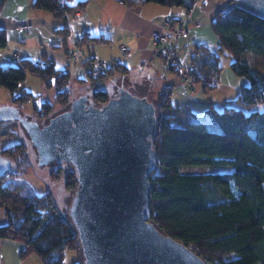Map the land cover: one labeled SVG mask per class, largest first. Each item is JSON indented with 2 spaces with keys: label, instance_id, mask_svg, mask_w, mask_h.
<instances>
[{
  "label": "trees",
  "instance_id": "1",
  "mask_svg": "<svg viewBox=\"0 0 264 264\" xmlns=\"http://www.w3.org/2000/svg\"><path fill=\"white\" fill-rule=\"evenodd\" d=\"M5 1L0 0V11ZM144 1L189 11L197 0ZM236 1L227 0L211 23L217 49L194 46L190 67L206 96L219 82L220 58L226 53L230 57L229 68L243 77L247 85L231 104L220 110L206 97L208 104L200 115L187 104L174 106L170 86L161 88L157 98L159 114L153 147L157 155L154 170L158 169L149 177L150 221L207 264H264V108H255L264 105V72L243 58L250 53L264 59V16L239 6ZM86 4V1L71 4L70 0H33L32 7L65 19L83 10ZM57 32L66 36L69 28L64 24ZM99 41L100 37L84 33L77 46L82 49ZM42 63L23 60L18 66L0 67V87L9 91L11 102L18 107L32 102V116L37 119L52 112V103L65 110L71 102L69 71L51 61ZM115 72L125 73L121 62L106 72L85 76L83 81L91 89L88 99L93 104L101 105L110 98L103 85ZM27 74L38 79L47 90H56L52 102H39L38 96L24 89L14 95ZM0 154L10 161L15 157L23 166L28 164L26 146L19 140L0 150ZM186 166L230 169L188 173L182 171ZM59 167L55 170L61 171ZM6 173L0 178L11 174ZM25 173L26 167L17 170L18 175ZM65 182L67 189H75L73 169L65 173ZM5 213L7 221L0 225V237L21 242V258L34 253L45 264H64L66 251L80 256L76 230L69 217L59 210L51 192L28 196L22 215Z\"/></svg>",
  "mask_w": 264,
  "mask_h": 264
},
{
  "label": "water",
  "instance_id": "2",
  "mask_svg": "<svg viewBox=\"0 0 264 264\" xmlns=\"http://www.w3.org/2000/svg\"><path fill=\"white\" fill-rule=\"evenodd\" d=\"M156 113L147 97L123 87L101 105L77 97L44 123L26 121L13 106L0 109V119L22 124L39 165H71L77 183L68 217L82 264H207L150 221ZM10 166L0 154V177Z\"/></svg>",
  "mask_w": 264,
  "mask_h": 264
},
{
  "label": "crops",
  "instance_id": "3",
  "mask_svg": "<svg viewBox=\"0 0 264 264\" xmlns=\"http://www.w3.org/2000/svg\"><path fill=\"white\" fill-rule=\"evenodd\" d=\"M78 1L87 2L83 10L77 11L65 19H57L49 12L34 9L32 7L33 0H6L0 11V67L18 66L23 60L51 61L56 67L69 71L68 84L70 87L68 89L70 94L74 88H80L81 90L76 96L86 95L85 91H82L83 88H88L89 93L91 89L89 83L83 81L85 76L82 74L80 57L73 61L70 56L78 47L77 40L81 35L87 33L91 37H100V41L85 45L82 48L84 57L94 58L100 62L109 59H119L121 63L123 62L125 73L121 74L123 76L121 84L116 80L119 75H115L120 72L108 78L111 84L115 83L116 90L123 87L124 83L122 82L126 78V84L130 83L131 86L138 89L141 88L142 83H145L148 94H151L152 91H161L164 86H170L172 88L171 101L174 106L187 104L193 111L192 102L196 106L203 101V95L196 93V90H202L201 83L197 84L200 87L196 86L194 92H184L181 89V78L178 73L168 72L165 60L153 54L154 44L150 33L156 27L162 31L165 24L177 26L179 22L184 23L187 37H179L181 46L177 49L181 50L180 59L183 62L184 60L189 61L190 64L194 46L200 45L212 50L217 49L218 45H210L213 44L210 41L213 37L210 34L211 23L219 8L227 0H197L189 11L144 0H70V3L75 4ZM64 24L69 28V33L66 36L57 32ZM123 47L125 51L122 50ZM120 49L124 52V56L121 55ZM28 75L33 77L27 74L25 82ZM247 83L243 77L233 74L228 63L226 67L222 68L219 82L215 88L222 85L228 88L232 87L238 96L241 88ZM107 85L104 83L103 87L107 89ZM21 89L35 95L25 85L21 86L17 92L15 91L14 95H17ZM4 95L7 96V93ZM191 96L195 99H192ZM6 99L0 97V109L8 106L16 107L19 109V113L26 118V121L35 122V118L32 116L33 105H31L30 112H26L22 110V105L18 107L11 102V98ZM233 100H224L222 108L231 104ZM8 121L17 122L23 127L17 120L0 119L1 124ZM6 221L5 210L0 205V225L5 224ZM22 248L21 242L0 237V264H45L34 253L21 258ZM72 255L67 254L66 257L69 261L66 264H79L80 256Z\"/></svg>",
  "mask_w": 264,
  "mask_h": 264
},
{
  "label": "rangeland",
  "instance_id": "4",
  "mask_svg": "<svg viewBox=\"0 0 264 264\" xmlns=\"http://www.w3.org/2000/svg\"><path fill=\"white\" fill-rule=\"evenodd\" d=\"M236 4H238L239 6L248 8L250 10H253V11H255L261 15H264V7H263L264 6V0H237ZM153 31L162 32L163 30L162 31L158 30V27H156L155 29H153L151 31L150 38H151ZM210 34H211V36H213L212 39L210 40L211 43H213V44H210V45H214V46L218 45L216 36L212 30H210ZM151 40H152V38H151ZM179 41H180V39L176 43V48H179L181 46V44H179ZM120 53L122 56H124V52L122 50L120 51ZM243 58L250 65H252V66H254V67H256L259 70L264 72V59H262L258 56H254L250 53H245L243 55ZM111 61H113V59H109V60L101 61V62L102 63H108ZM115 61H119V59L115 60ZM229 61H230V57L228 56V54L225 53L224 56H221L220 63H221V66H223L222 68L226 67L228 65ZM188 64H189V61L184 60V66L185 67L190 66V64L189 65ZM166 68H167V66H166ZM167 70H168V72H170L168 68H167ZM115 73H119V72H115ZM82 74L84 75L83 72H82ZM114 74H112V76ZM121 74L122 73L115 74V75H119L116 80L120 84H121V80L123 78V76H121ZM125 79L122 82V83H124L123 88L129 89L130 91L136 93L139 96L147 97V99L149 101L153 102V104L157 108V98H158L160 91H158V90L152 91L153 93L151 92V94H148V93H146L147 92L146 91L147 86L145 83H142V85H140L141 88L138 89L137 87L135 88V87L131 86L130 83L126 84ZM104 83H106V85L110 84V85H107V91L110 94H112V92H116L115 83L111 84L108 79ZM198 84H199V82H198ZM24 85L28 89H30L36 96H38V98H41L39 100V102L43 101V100H47V101L52 102V99L54 97L53 95H55L54 93L56 90H54V89H48L47 90L44 87V85L43 84L41 85L39 80L36 79L35 77L33 78V77H30L28 75L27 81L25 82V80H24L19 85L17 90H15V91L17 92L18 89ZM68 87H70V84H68ZM178 87H179V85H178ZM199 87L197 86V88H199ZM109 88H111V90H109ZM183 89L187 90V88H185V87ZM0 90H1L0 97H4V99H6V97L9 96L7 98L9 100L10 99L9 91H7L3 87H0ZM79 90H81V89L80 88H74L73 90H71V94L69 93L70 94V97H69L70 101H74V99H76L78 97L76 95H77ZM194 90L192 92H194ZM82 91H85V94L87 96H89L88 95L89 94L88 88H83ZM192 92H190V93H192ZM6 93H7V96L4 95ZM196 93L203 95L202 96L203 101L199 102L196 106L193 105L194 104L193 102L191 105V102H190V105L194 109L193 112L197 115L202 114L204 108L207 106L208 102L206 100V97L210 98V101L213 103L215 108L220 110V109H222L224 100L231 101L237 96V92L235 91V89H233L232 87L228 88L225 85L214 88L212 91H209L206 94V96L204 95V93L201 89L196 90ZM191 98L195 99L192 96H191ZM31 105H32V102L23 103L21 108L23 111L30 112ZM52 108H53V110L48 116H45L43 118H38V119L35 118V121L40 122V123H44L49 117H51L52 115H55L56 113H58L64 109L63 107H61L55 103H52ZM255 108L262 109V108H264V105H258ZM158 114H159V109L157 110L156 116H158ZM18 140L23 142L26 146V152H27L26 160H27L28 164L23 166L24 164L20 160L16 159L15 157L13 158V160H11L10 169L6 173V174L11 173V174L5 176L3 179L0 178V205L3 207V209L6 212H8L12 215H22L23 205L25 203V199L28 196L32 195L33 193L42 194L46 191H49V192H51L53 198L55 199L59 210L61 212H63V214L68 217V208L70 205V201H71V197H72L74 189L69 190L66 188L65 173L72 169L71 165L67 164V163L59 164L56 162H50L46 165H39L37 163L36 149L32 146L30 138L28 137V135H27L26 131L23 129V127H21L19 125V123L13 122V121H8V122L2 123V124L0 123V150H2L3 148H6L8 146H12ZM58 166H60L59 168L61 169V171H58V169L55 170ZM21 167H26L27 173L22 174V175H18L17 170L20 171ZM157 169L158 168H156L155 170H157ZM229 169L230 168H228V167H218V166H216V167L186 166V167L182 168V171L188 172V173H202V172H208V171H228ZM155 170H154V172H155ZM58 173H59V177L57 178ZM67 254H73L72 256H75L76 254L79 255L78 253H76L74 251H66L64 264H66L67 261H69L68 257H66ZM80 264H82V263H80Z\"/></svg>",
  "mask_w": 264,
  "mask_h": 264
},
{
  "label": "built area",
  "instance_id": "5",
  "mask_svg": "<svg viewBox=\"0 0 264 264\" xmlns=\"http://www.w3.org/2000/svg\"><path fill=\"white\" fill-rule=\"evenodd\" d=\"M179 37H187V29L185 28L184 23L179 22V25L177 26L165 24L162 32H152L151 38L154 44L152 50L155 56H163L165 65L168 69H172L178 73L181 78V89L188 93L196 88L198 82L194 74L191 72V67H185L184 62L179 57L181 50L176 48V43ZM122 50L125 51V48L123 47ZM78 57H80L84 76L106 72L110 66H116L119 63V61L115 60L108 63H102L97 59L84 57L82 55V49L76 47L70 58L71 60L76 61ZM45 64L46 62L42 63V65ZM184 87L187 88L188 91L184 90Z\"/></svg>",
  "mask_w": 264,
  "mask_h": 264
},
{
  "label": "flooded vegetation",
  "instance_id": "6",
  "mask_svg": "<svg viewBox=\"0 0 264 264\" xmlns=\"http://www.w3.org/2000/svg\"><path fill=\"white\" fill-rule=\"evenodd\" d=\"M109 90H111V88H109ZM129 90V89H128ZM117 91V90H116ZM114 93H117V92H112V94H114Z\"/></svg>",
  "mask_w": 264,
  "mask_h": 264
}]
</instances>
